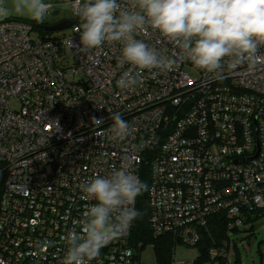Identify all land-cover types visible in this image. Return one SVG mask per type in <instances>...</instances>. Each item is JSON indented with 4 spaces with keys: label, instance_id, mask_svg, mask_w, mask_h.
<instances>
[{
    "label": "built area",
    "instance_id": "1",
    "mask_svg": "<svg viewBox=\"0 0 264 264\" xmlns=\"http://www.w3.org/2000/svg\"><path fill=\"white\" fill-rule=\"evenodd\" d=\"M70 6L67 36L0 21V264H62L63 237L95 203L81 184L122 167L139 178L148 165L147 222L154 239L170 236V264H193L175 261V249L196 246L210 216L221 215L229 232L264 217V65L215 80L181 59L122 89V45L81 50L75 0ZM135 38L161 56L179 51L151 28ZM117 112L132 128L123 141L110 132ZM131 229L90 264H142L140 252L154 245L133 243ZM226 246L211 248L208 264H228L230 238Z\"/></svg>",
    "mask_w": 264,
    "mask_h": 264
},
{
    "label": "clouds",
    "instance_id": "2",
    "mask_svg": "<svg viewBox=\"0 0 264 264\" xmlns=\"http://www.w3.org/2000/svg\"><path fill=\"white\" fill-rule=\"evenodd\" d=\"M52 8L50 0H0V21L15 13L43 23ZM75 9L81 20L77 28L81 50L122 45L119 64L129 65L117 81L122 89L137 86L145 70L171 71L181 59L215 80L241 66L252 70L264 65V0H75ZM146 28L173 42L179 51L161 56L136 39V33ZM111 119L113 139L123 141L132 135L121 113ZM92 122L100 125L103 119L93 117ZM80 189L83 199L95 203L63 237L67 252L62 264H90L102 248L123 237L141 215L134 204L148 186L122 167L108 177L97 175ZM46 246L50 242L41 248Z\"/></svg>",
    "mask_w": 264,
    "mask_h": 264
},
{
    "label": "trees",
    "instance_id": "3",
    "mask_svg": "<svg viewBox=\"0 0 264 264\" xmlns=\"http://www.w3.org/2000/svg\"><path fill=\"white\" fill-rule=\"evenodd\" d=\"M9 19H19V18H9ZM32 23L33 28L41 36L49 34V31L44 30L46 25L50 24L46 20L43 23H37L31 19H25ZM77 20H80L78 18ZM4 174L0 173V193L3 189L4 183ZM139 180L146 183L148 186L149 183V168L147 164H144L141 167L139 173ZM135 209L141 213L135 220L132 221L131 229V241L133 243H141L143 246L153 243L154 245V255H155V264H170L171 262V251H172V241L170 236H163L158 238H153L149 229L147 218L149 215V205L147 200L146 191L139 195L136 198ZM256 220H245L244 222L248 224L246 231H250L253 227V223ZM226 220L223 219L221 215H212L208 218L206 227L200 231V239L198 244V254L193 259V264H208L210 263L209 250L211 248H224L229 239V231L227 230ZM241 228L234 229L233 231H239ZM251 234V233H249ZM248 234V235H249ZM225 244V245H224ZM224 245V246H223ZM262 260V258H261ZM234 264H241L240 259L237 255L234 257ZM219 264H225V260L219 259Z\"/></svg>",
    "mask_w": 264,
    "mask_h": 264
},
{
    "label": "rangeland",
    "instance_id": "4",
    "mask_svg": "<svg viewBox=\"0 0 264 264\" xmlns=\"http://www.w3.org/2000/svg\"><path fill=\"white\" fill-rule=\"evenodd\" d=\"M72 0H50L53 4V13L46 19L50 24H57L63 20H73L74 16L71 12ZM9 18L29 19L26 16L11 14ZM6 19V20H7ZM70 32V27L63 30L49 31V36H67ZM13 107L15 103L11 104ZM246 225L239 231H231L229 238L231 246L227 248L228 264H234V257L237 255L241 264H264V217H258L253 223L250 231H246ZM251 233V234H249ZM249 234V235H248ZM197 246L178 245L175 249L174 259L179 262H186L195 259L198 254ZM262 258V260H261ZM140 261L142 264H155L154 249L151 246H146L140 252Z\"/></svg>",
    "mask_w": 264,
    "mask_h": 264
},
{
    "label": "water",
    "instance_id": "5",
    "mask_svg": "<svg viewBox=\"0 0 264 264\" xmlns=\"http://www.w3.org/2000/svg\"><path fill=\"white\" fill-rule=\"evenodd\" d=\"M74 23H75L74 20H63V21L58 22L57 24H54V25L44 26V30H46V31L63 30V29L69 28Z\"/></svg>",
    "mask_w": 264,
    "mask_h": 264
}]
</instances>
